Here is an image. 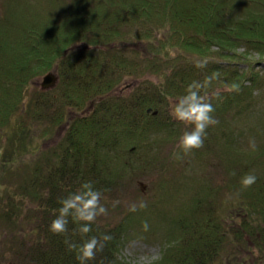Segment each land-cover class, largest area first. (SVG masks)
I'll use <instances>...</instances> for the list:
<instances>
[{
	"label": "trees",
	"instance_id": "1",
	"mask_svg": "<svg viewBox=\"0 0 264 264\" xmlns=\"http://www.w3.org/2000/svg\"><path fill=\"white\" fill-rule=\"evenodd\" d=\"M41 1L8 0L0 15V125L13 122L28 84L53 71L58 92L38 91L27 110L38 121L67 126L56 145L24 163L23 172L15 167V190L0 194L4 219L21 222L11 233L26 252L21 262L81 264L79 245L96 236L103 247L87 264H140L120 250L130 227L145 226L144 216L148 233L162 238L161 256L146 264H264V140L244 148L218 145L216 137L223 131L230 140L228 120L257 112L252 96L264 85L255 68L264 61V0ZM133 77L145 78L121 84ZM194 82L215 106L218 123L208 127L203 146L185 152L180 138L192 125L172 116L169 97L185 94ZM120 86L131 91L119 92ZM26 123L21 119L8 136L5 166L22 161L18 144L30 148ZM201 148L225 153L229 178L219 186L196 183L193 193L188 187V200L163 232L149 223L158 210L153 205L118 223L101 214L91 222L69 216L66 231L52 230L62 201L84 182L115 199L138 174L155 169L168 178ZM250 172L258 178L244 186ZM29 198L34 209L26 218L21 210ZM84 223H91L90 232L80 230Z\"/></svg>",
	"mask_w": 264,
	"mask_h": 264
},
{
	"label": "rangeland",
	"instance_id": "2",
	"mask_svg": "<svg viewBox=\"0 0 264 264\" xmlns=\"http://www.w3.org/2000/svg\"><path fill=\"white\" fill-rule=\"evenodd\" d=\"M31 1L35 3V0ZM71 1L72 0H61L60 5H65L67 4L66 2ZM41 2L46 4L45 0ZM36 5H38V3H36ZM7 6L8 0H0V15L4 16ZM65 9L66 8L62 11ZM19 11L20 9H17L16 13L18 14ZM16 13L12 12L11 14L14 15ZM255 56L259 57L258 54ZM241 67L244 69L248 68L246 64H243ZM255 68L256 70H261L264 80V61L256 64ZM45 75L46 74L37 76L28 84L23 96V108L21 107L18 109L13 115V122L9 127L0 125V169L7 170L6 173L0 170V194L3 193L5 195L7 190H15L18 184L17 177H19L14 171L15 167L17 172H20V169H22L21 172H23L26 166L24 163L31 159L33 160L36 156L42 155L47 151L46 149L51 148L53 144L56 145L64 133H66V124L63 126H53L52 123L47 120L44 122L38 121L29 113L31 110H27L30 108L28 102L38 95V91H43V93L44 91L47 92L45 95H52V92L48 91L58 92L60 81L57 82L54 87L48 89L42 87L41 83ZM144 78L145 77L138 79L133 77L127 80L125 79L121 84L127 85L124 82H140ZM121 86L117 91H124L125 88ZM129 91H131L130 87L125 89V93ZM243 98L250 101L246 94ZM252 98V103L256 105L254 110L257 112H255V114L250 112V115L246 113L248 114L247 116L241 113L235 120H228L231 127L227 129L230 131L231 138L228 140L225 135L222 137L223 131H219L218 135H216L217 138L219 137L217 141L218 145L225 144L226 141H229L234 146L249 148L260 145L259 143L264 140V85L254 93ZM243 104L247 105L249 103L244 101ZM258 112H260L261 115H258ZM48 113L50 114V112ZM23 118H26V125L28 128L30 127V129H28L30 148L29 150H25L18 144L17 152L21 153L22 161L15 160L13 164L11 163L5 166L2 163H4L6 159L4 155L9 153L8 136L11 135L14 137V126ZM31 147H34L33 150ZM170 147V145L166 144L162 150L164 149L165 153H167ZM216 149L217 147L215 150ZM215 150L205 151L201 148V153L198 156L190 154V158L184 160L182 164L177 166V173L169 174L168 178H166V174H159L155 169L145 173L142 172V175L138 174L135 179L123 188V192L118 198L114 199L110 196L102 198V203L106 206L107 212L101 213V218H103L104 221L106 219L113 223H118L122 217L127 215L130 211H140L142 207L147 208L149 205H153L158 210L149 223H153L154 227L157 226L159 228L158 233L163 232L164 228L161 226H166V223L171 220L173 214L176 213L182 202L188 200V194H191L188 192V187L193 186L190 189L193 193L195 190H198L200 186L196 183L219 186L224 184L229 178L226 168V158H224L225 153L221 156ZM161 154H163V152ZM11 172H14L16 176L15 179ZM160 182L164 184V189L160 187ZM225 195L228 196L226 193ZM133 205L136 206L135 210H132ZM32 206V209H34V202L29 198L25 210H21V213H23L24 216L26 215V218L32 213L30 211ZM3 214V211L0 209V264H26L21 262L26 254L23 250V245L17 244L15 241L13 242L12 240L14 239L11 238L12 232L17 233L22 229L21 222L14 220L13 223H9L4 219ZM141 219L143 221L141 226L145 225V217L142 216ZM26 228L27 225L25 229ZM161 252V235L148 233V228H146V226L139 228H134L133 226L128 229L120 250V255L122 258L132 263L146 264L158 259L161 256Z\"/></svg>",
	"mask_w": 264,
	"mask_h": 264
},
{
	"label": "clouds",
	"instance_id": "3",
	"mask_svg": "<svg viewBox=\"0 0 264 264\" xmlns=\"http://www.w3.org/2000/svg\"><path fill=\"white\" fill-rule=\"evenodd\" d=\"M207 60L208 58L206 57L204 60L199 61V66H205ZM208 79L211 80L212 77ZM201 87V84L194 82L188 86L185 94L175 99L169 97L172 116L177 120L192 125L191 129L185 131L180 138V146L185 152L203 146L208 127L218 123L217 118L213 115L215 106L206 95H201ZM233 87L235 85L228 86L227 90L231 91ZM214 94L219 96L220 93L217 91ZM257 178L254 173L250 172L242 178L241 183L244 186H249L255 183ZM102 196V192L94 188L91 181L84 182L79 191L70 193L62 201L59 214L51 224L52 230L55 232L66 231L69 216H75L77 219L83 221H94L99 214L107 212L106 206L102 203ZM135 207L133 205L132 210H135ZM145 226L147 227V222H145ZM91 227V223H84L81 225L80 230L83 233H88L91 231ZM110 238L108 235L104 236L105 240ZM70 246L76 247L75 244ZM102 247L103 242L100 238L92 236L90 239H86L79 245L78 259L81 261V264H87L88 260L96 255L97 249Z\"/></svg>",
	"mask_w": 264,
	"mask_h": 264
},
{
	"label": "water",
	"instance_id": "4",
	"mask_svg": "<svg viewBox=\"0 0 264 264\" xmlns=\"http://www.w3.org/2000/svg\"><path fill=\"white\" fill-rule=\"evenodd\" d=\"M58 80L59 78L55 73L49 72L43 77V81L41 85L44 89H48V88L56 86Z\"/></svg>",
	"mask_w": 264,
	"mask_h": 264
}]
</instances>
